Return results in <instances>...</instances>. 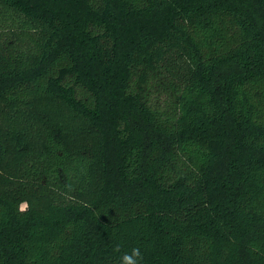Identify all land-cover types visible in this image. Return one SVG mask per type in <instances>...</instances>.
<instances>
[{
	"label": "trees",
	"instance_id": "1",
	"mask_svg": "<svg viewBox=\"0 0 264 264\" xmlns=\"http://www.w3.org/2000/svg\"><path fill=\"white\" fill-rule=\"evenodd\" d=\"M137 247L264 264V0H0V264Z\"/></svg>",
	"mask_w": 264,
	"mask_h": 264
},
{
	"label": "clouds",
	"instance_id": "2",
	"mask_svg": "<svg viewBox=\"0 0 264 264\" xmlns=\"http://www.w3.org/2000/svg\"><path fill=\"white\" fill-rule=\"evenodd\" d=\"M28 203L26 201L21 202V206H19V211H27ZM114 252H120L121 246L117 244L114 247ZM143 255L141 253L140 248H133L130 253L125 252L120 257V264H142Z\"/></svg>",
	"mask_w": 264,
	"mask_h": 264
}]
</instances>
